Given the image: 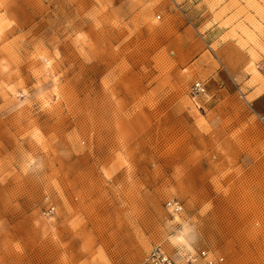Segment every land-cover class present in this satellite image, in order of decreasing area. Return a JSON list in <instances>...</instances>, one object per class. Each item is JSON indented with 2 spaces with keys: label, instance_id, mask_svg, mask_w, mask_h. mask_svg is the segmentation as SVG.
<instances>
[{
  "label": "rangeland",
  "instance_id": "1",
  "mask_svg": "<svg viewBox=\"0 0 264 264\" xmlns=\"http://www.w3.org/2000/svg\"><path fill=\"white\" fill-rule=\"evenodd\" d=\"M263 87L264 0H0V264H264Z\"/></svg>",
  "mask_w": 264,
  "mask_h": 264
},
{
  "label": "built area",
  "instance_id": "2",
  "mask_svg": "<svg viewBox=\"0 0 264 264\" xmlns=\"http://www.w3.org/2000/svg\"><path fill=\"white\" fill-rule=\"evenodd\" d=\"M205 91L201 82H194L191 86L192 95L196 96ZM165 208L171 214H177L182 211V203L174 198L164 202ZM144 264H226L223 256L216 255L210 249L202 248L198 250L181 252H169L165 247L157 244L153 246L145 256Z\"/></svg>",
  "mask_w": 264,
  "mask_h": 264
},
{
  "label": "crops",
  "instance_id": "3",
  "mask_svg": "<svg viewBox=\"0 0 264 264\" xmlns=\"http://www.w3.org/2000/svg\"><path fill=\"white\" fill-rule=\"evenodd\" d=\"M250 108L255 116L264 122V87L260 92L253 95Z\"/></svg>",
  "mask_w": 264,
  "mask_h": 264
}]
</instances>
